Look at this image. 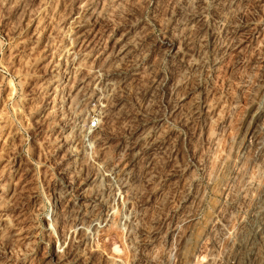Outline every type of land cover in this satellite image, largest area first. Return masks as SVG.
I'll return each instance as SVG.
<instances>
[{"label":"rangeland","instance_id":"obj_1","mask_svg":"<svg viewBox=\"0 0 264 264\" xmlns=\"http://www.w3.org/2000/svg\"><path fill=\"white\" fill-rule=\"evenodd\" d=\"M257 231L264 0H0V264H264Z\"/></svg>","mask_w":264,"mask_h":264},{"label":"bare ground","instance_id":"obj_2","mask_svg":"<svg viewBox=\"0 0 264 264\" xmlns=\"http://www.w3.org/2000/svg\"><path fill=\"white\" fill-rule=\"evenodd\" d=\"M124 49H125V48H124ZM119 53H120V52H119ZM122 54H124V53H122ZM123 56H124V55H123ZM123 56H121V57H123ZM120 59H121V58H120ZM122 59H123V58H122ZM122 59H121V60H122ZM110 85H111V87H114V84H113V83H111ZM110 89H111V88H110ZM110 89H109V90H110ZM95 98H96V97H95ZM95 98H94V99H95ZM262 240H264V234H263L262 232H260V231L258 232V231H257V232H255L254 234L252 233V234H251V239H250V242H249V246H250L251 251L254 250V249H252V248H255L256 243L259 242V241H262ZM259 244H260V243H259ZM245 246H246V245H245ZM256 246H257V245H256ZM263 248H264V247H263ZM250 249H249V250H250ZM255 249H256V248H255ZM247 250H248V249H247ZM251 251H250V252H251ZM243 252H244V251H243ZM250 252H249V253H250ZM253 253H254V252H253ZM255 253H256V252H255ZM250 254H251V253H250ZM237 260H238V259H237ZM258 262H259V261H258ZM238 263H239V262H238Z\"/></svg>","mask_w":264,"mask_h":264},{"label":"built area","instance_id":"obj_3","mask_svg":"<svg viewBox=\"0 0 264 264\" xmlns=\"http://www.w3.org/2000/svg\"><path fill=\"white\" fill-rule=\"evenodd\" d=\"M89 126L92 127V128H95V126H96L95 121L94 120L93 121H90L89 122Z\"/></svg>","mask_w":264,"mask_h":264}]
</instances>
